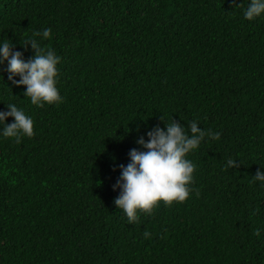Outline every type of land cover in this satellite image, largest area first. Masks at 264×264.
Here are the masks:
<instances>
[{
  "label": "trees",
  "instance_id": "1",
  "mask_svg": "<svg viewBox=\"0 0 264 264\" xmlns=\"http://www.w3.org/2000/svg\"><path fill=\"white\" fill-rule=\"evenodd\" d=\"M249 2L0 0V41L25 60L29 39L52 49L63 97L32 105L0 64V111L16 104L35 133L0 137V264H264V16L244 19ZM194 120L220 133L187 157L194 191L128 224L119 166L154 127Z\"/></svg>",
  "mask_w": 264,
  "mask_h": 264
},
{
  "label": "clouds",
  "instance_id": "2",
  "mask_svg": "<svg viewBox=\"0 0 264 264\" xmlns=\"http://www.w3.org/2000/svg\"><path fill=\"white\" fill-rule=\"evenodd\" d=\"M233 4L242 6L241 3L236 4V0ZM243 16L248 21L264 16V0H250ZM51 34L52 30L48 28L36 32L35 36L44 40ZM25 44H30L35 51L29 60L23 59L21 52L13 51V43L0 41V64L7 62L8 80L16 87L25 86L24 97L30 98L31 104L36 107L62 103L63 97L57 88V65L61 58L52 49L42 47L36 39H29ZM6 109L0 111V137L14 139L19 144L23 137L35 135L34 121L22 108L9 103ZM9 117L13 118V122L6 124ZM189 126L186 131L181 124L172 121L165 128L154 127L146 133L147 140L143 136L136 140L143 150L132 149L128 153L129 163L119 166L121 174L113 185V191L119 189V196L114 204L122 210L128 224L137 223L141 213L151 214L161 202L165 206L173 202L183 203L194 191L191 184L196 165L187 157L199 149L206 137L218 141L220 133L198 128L195 120ZM236 166V160L228 159L224 170ZM253 181L259 182L260 188L264 189V174L261 171L257 170ZM149 235L144 232L145 237Z\"/></svg>",
  "mask_w": 264,
  "mask_h": 264
}]
</instances>
